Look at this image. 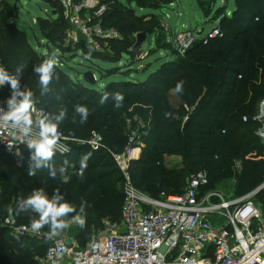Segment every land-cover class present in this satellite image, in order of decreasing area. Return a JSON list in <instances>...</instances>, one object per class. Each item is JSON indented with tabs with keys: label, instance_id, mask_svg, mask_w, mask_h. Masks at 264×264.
<instances>
[{
	"label": "trees",
	"instance_id": "obj_1",
	"mask_svg": "<svg viewBox=\"0 0 264 264\" xmlns=\"http://www.w3.org/2000/svg\"><path fill=\"white\" fill-rule=\"evenodd\" d=\"M4 1L8 9L0 10V66L12 75L18 65H25L18 77L19 90L32 92V102L46 111L42 118L46 122L56 123L55 117L65 110L67 122L62 121L64 128L58 130L84 139L90 138L92 132H98L107 147L118 153L129 146L137 147L138 140L131 142L133 131L145 134L141 153L131 160L129 167L130 179L137 188L151 197L156 194V198L163 193L179 194L185 190L192 175L206 170L211 181L230 172L235 159L242 161L239 190L246 191L263 182L264 143L255 133L258 123L253 118L264 99V0H236V6L229 15L226 6L220 8L218 26L222 31L221 37L208 43L196 41L184 56L178 55L168 43L161 20L152 17L123 23L134 12L125 15L121 0H100L107 6L103 27L117 29L125 35L115 40L119 51L107 54L91 50L82 43L59 48L64 55L76 51L83 53L92 64L89 70L94 77L99 72L107 77L121 74L125 78L111 81L103 90H95L93 95L86 97L78 92L68 72L59 65L54 66L48 90L41 88L34 67L46 57L35 50L27 33L14 23L15 6L8 0ZM41 1L54 11L51 17H39L36 21L40 34L51 46L55 37L66 36L70 24L57 0ZM174 1L159 0V9L163 10ZM127 2H136L139 7L146 6L148 2L150 7L157 8V2L153 0ZM198 2L210 15L211 8L205 1ZM136 32L156 35L165 49L175 52L174 57L165 60L147 81L129 78L133 72L138 73L132 68L135 60L131 48L135 40L129 36ZM124 57L128 61L126 68L117 65L104 68L97 64V61L120 63ZM177 85L180 86L179 92L176 91ZM115 86L119 91L114 90L110 95ZM116 93L124 97L119 108L115 107ZM12 94L13 90L6 81L0 89V105L9 106ZM105 94L107 99L101 103ZM19 99L21 97L17 96ZM77 105L85 106L89 111L83 124L75 111ZM135 116L144 125L138 126ZM244 116L248 117L247 121L243 120ZM31 118L32 125L38 127V119ZM227 151L229 153L225 156ZM165 155L180 156L182 168H168ZM84 156L89 157L87 167L83 169V175H78ZM30 157V150L26 149L24 161L18 166L0 145V264H39L37 257L46 252L44 240L28 235L14 237L12 231L2 224L9 216L14 217L17 224L30 226L33 219H39V214L31 210L16 214L18 202L36 189H43L49 200L56 193L61 197L60 203L74 206L75 211L61 219L76 217L83 208L88 218L84 232L103 231L105 219L114 224L121 223L124 193L120 184L122 181L123 185L124 177L107 150L95 151L88 146H77L70 154L55 153L49 161L55 170L54 178L50 175V168L44 166L36 168L34 176L29 175L30 166L35 167L36 163ZM63 177H68L67 183L62 182ZM209 189V184L201 186L204 192ZM42 229L46 233L50 231L48 225Z\"/></svg>",
	"mask_w": 264,
	"mask_h": 264
},
{
	"label": "built area",
	"instance_id": "obj_2",
	"mask_svg": "<svg viewBox=\"0 0 264 264\" xmlns=\"http://www.w3.org/2000/svg\"><path fill=\"white\" fill-rule=\"evenodd\" d=\"M57 1L73 28L67 30L68 41L100 50L99 39L119 37L114 29L102 25L106 4L97 0L78 4L74 0ZM218 25L207 34L192 28L176 33L168 25L165 26L167 41L184 56L196 41L208 43L221 37ZM32 103L31 117L42 119L45 109ZM9 111V106L0 105V145L21 166L24 151L29 149L31 155L34 152L28 148L27 140L39 139L40 129L31 125V131L24 137L18 128L11 127V121L4 119ZM243 120L247 121L248 117L244 116ZM253 120L258 123L255 133L264 143V99ZM58 132L60 139L55 153L59 155L70 154L77 146L107 150L112 155L124 175L122 221L116 230L102 231L81 247L64 236L48 239L43 229L33 232L31 226L17 224L12 216L6 217L2 224L15 237L28 235L47 243L45 254L37 257L39 264H264V207L256 200L264 195V180L246 194L225 198L201 190L209 182L208 174L203 171L190 177L182 193H163L160 198H153L137 188L129 175L130 162L139 157L142 143L137 141V147L129 146L118 153L107 147L98 132H92L86 139L63 130ZM136 138L133 131L131 142ZM64 147L69 150L63 151ZM136 149L139 155L135 154Z\"/></svg>",
	"mask_w": 264,
	"mask_h": 264
},
{
	"label": "rangeland",
	"instance_id": "obj_3",
	"mask_svg": "<svg viewBox=\"0 0 264 264\" xmlns=\"http://www.w3.org/2000/svg\"><path fill=\"white\" fill-rule=\"evenodd\" d=\"M8 1L15 6V17H14L15 23L19 28H21L27 33L31 45L35 48L37 52H39L40 55H43L46 58H48L54 53L56 56L57 65L61 66L66 72H68L69 79L74 84L78 92H80L84 97L88 96L89 94L93 95L96 92L95 90H103L111 81H118L125 78L121 74L111 75L107 77L106 75H102L98 72L95 75V77L97 76L96 78L98 81H95L94 83L86 82L84 80L83 74L84 72L89 71V69H91L89 67L92 64H89V62L86 60L83 53L81 52L76 51L74 54L66 53V55H64L62 50L59 48V46H65V47L69 45L73 46L76 43L74 44L68 41L67 37L64 35L63 37L62 36L55 37L53 40L54 42L53 41L51 42V46H48L47 41L44 40L43 36L40 34L38 30V26L36 25L37 19L39 17H43V18H46L48 16L51 17L52 16L51 14H53L54 12L52 11L49 4L41 0H8ZM83 1H87V0H82L81 2ZM97 1L101 3L100 0ZM121 1L124 3L125 15H128L130 12H134L133 15L131 16L128 15L127 18L123 21V23L130 22L132 20H135L136 22H140L142 20H147L153 17L161 20L163 25L165 26L169 25L172 31L176 33L192 28L197 33L204 30V34H207L219 24V20L221 19L220 18L221 12H222V10H219L220 8L226 6L227 13L229 15L230 11H232L236 6V0H214L213 1L214 4H212V6H209V8L211 9H210V15H208L207 11L206 12L203 11L198 0H175L172 4L170 5L167 4V6L163 8V10L159 9V0H153L157 2V5L155 6L157 8L150 7V3L148 2L146 3V0H143V2L146 3V6L144 4L143 7H139L136 4V2L131 4L127 2V0H121ZM74 2L77 4L81 3L75 0ZM2 9L5 10L8 9V6L5 4L4 0H0V10ZM64 17L65 20H67V17L65 15ZM67 30L68 31L73 30V28H71L70 26L68 27ZM114 30L118 33L119 39L125 36L124 33L119 32L117 29ZM140 33L141 32L138 33L136 32L134 35H132V33L129 35L131 36V38L135 40V45L131 48V51L134 50L132 54H134V60H135V62L132 63V68L134 69V71L138 72V73L133 72L129 76V78H133L135 80L147 81L150 74L156 69H158L161 66V64L165 62V60H169V58L174 57L175 52L173 50L165 49L163 42H160L157 36L152 35L151 33H148L142 44L137 47L136 43L138 41V35ZM77 37L79 38V35H77ZM80 38L85 40V38L82 36H80ZM115 40L117 39L116 38L113 40L99 39L98 43L101 46L100 52L107 54H115L116 52H118L120 47L118 43L115 42ZM86 47L91 50H94V48H92L91 45ZM176 53L178 54V52ZM127 63H128L127 57L122 58L120 63L97 61V64L104 68H108L114 65L120 66L121 68H126L128 66ZM93 70L95 72L97 71L95 69ZM116 88L117 86L112 88L109 94L112 95L114 90L119 91V89ZM134 120L138 122V126H141L143 124V122L141 120H138L136 116L134 117ZM62 121L65 123L67 122L66 119ZM62 121L59 123L58 128H64ZM135 133L137 134L136 139L140 143H142L145 134L140 133L139 135V133H137L136 131ZM141 147H143V145H141ZM138 150L139 149H136L135 151V154L137 155H139ZM228 153L229 151L225 152V156ZM222 156H224V154H222ZM164 161L168 168H173V169L177 168L179 170L183 166L182 165L183 161L181 157L177 155H172V156L165 155ZM203 171L207 173L206 170H201L199 172H203ZM241 173H242V161L239 159H235L232 162V167L230 172H226L222 174L220 177L208 182L210 188L208 191L212 193L220 194L225 198H233L246 194L254 190L257 186H259V185L254 186L246 191H243L242 189L239 190V175ZM116 175L119 176L118 174ZM121 184L120 186H122ZM152 195H154L152 197L156 198L155 197L156 194H152ZM256 200L263 208L264 195H260ZM80 214L85 215L87 222L88 221L87 215L85 213H80ZM76 217L66 219L68 221H72V223L70 224L69 228L62 230L58 235L64 236L73 243H76L80 246H84L89 244L93 240V238L98 234H100L102 231L101 232H96L94 230H90V231L88 230L87 232L82 231L83 228H81L79 224L74 221V218ZM105 222H106V228L103 231L116 230L120 224V223L114 224L112 221L108 219H105ZM24 225L30 226L28 224H24ZM13 236L15 237L14 234Z\"/></svg>",
	"mask_w": 264,
	"mask_h": 264
},
{
	"label": "clouds",
	"instance_id": "obj_4",
	"mask_svg": "<svg viewBox=\"0 0 264 264\" xmlns=\"http://www.w3.org/2000/svg\"><path fill=\"white\" fill-rule=\"evenodd\" d=\"M56 64V56L53 53L48 58L44 59L39 65L34 67V72L39 75V83L44 91L48 90V85L53 78L54 66ZM25 65H18L15 69V74H8L3 67H0V85H3L7 81L12 90V98L9 100L10 111L4 117L5 120L11 121V127L13 129H19L20 133L27 137L28 133L31 131V125L33 120L31 118V111L33 110V103L31 100L32 92L20 91V80L19 76L22 75V69ZM59 79V77H56ZM176 91H180V86L177 85ZM17 96L21 99L17 100ZM107 99V94H105L101 103ZM115 99L117 101L115 107L119 108L122 106V101L124 99L123 95L120 93L115 94ZM76 113L81 117L80 123H85L87 121L89 111L87 107L77 105L75 107ZM65 110H61L60 114L55 117L56 123L51 121L46 122L45 119H39L36 121L40 131L38 133L39 139L27 140V146L30 149H34L30 159L34 160L35 167L29 168V175H35V169L41 166L50 168V175L55 177V170L49 164L52 160L55 149L58 146V140L60 139V133L58 132L59 123L65 118ZM15 138V135H14ZM12 144H9L11 146ZM67 147L63 148V151H68ZM88 156H84L81 160V171L78 175H83V169L87 167ZM63 172L64 169L61 168ZM63 183L68 182V177L62 178ZM61 197L54 193L51 200L48 199L47 195L44 193L43 189H36L26 199H22L18 202V210L16 214L19 215L21 212H27L31 210L39 214V219H33L31 221V229L33 232H39L45 225L49 226L50 231L46 233L48 239H52L57 236L62 230L70 227L72 221L66 219H61L62 217H67V215L75 211L74 206L65 203H60ZM12 209H9L11 212ZM81 213H83V208H81ZM74 221L79 224L81 228L86 225V217L84 214H79Z\"/></svg>",
	"mask_w": 264,
	"mask_h": 264
},
{
	"label": "water",
	"instance_id": "obj_5",
	"mask_svg": "<svg viewBox=\"0 0 264 264\" xmlns=\"http://www.w3.org/2000/svg\"><path fill=\"white\" fill-rule=\"evenodd\" d=\"M205 4H206V6H210L211 5V1L210 0L205 1ZM145 37H146V35L144 33H140L138 35V41L136 43L137 47L142 44V42L144 41ZM83 77H84V80L86 82H89V83H94L96 81L93 72L90 71V70L84 72Z\"/></svg>",
	"mask_w": 264,
	"mask_h": 264
},
{
	"label": "crops",
	"instance_id": "obj_6",
	"mask_svg": "<svg viewBox=\"0 0 264 264\" xmlns=\"http://www.w3.org/2000/svg\"><path fill=\"white\" fill-rule=\"evenodd\" d=\"M13 21H14V23H15V20H14V19H13ZM16 25H17V24H16ZM20 29H21V28H20ZM23 31H24V30H23ZM5 83H6V81H5ZM5 83H4V84H5ZM4 84H3V85H4ZM140 152H141V151H140Z\"/></svg>",
	"mask_w": 264,
	"mask_h": 264
}]
</instances>
